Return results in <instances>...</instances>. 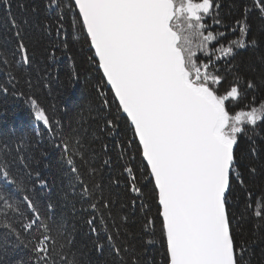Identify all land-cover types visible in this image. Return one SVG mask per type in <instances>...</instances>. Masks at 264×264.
I'll use <instances>...</instances> for the list:
<instances>
[{
    "label": "snow or ice",
    "instance_id": "obj_1",
    "mask_svg": "<svg viewBox=\"0 0 264 264\" xmlns=\"http://www.w3.org/2000/svg\"><path fill=\"white\" fill-rule=\"evenodd\" d=\"M221 6L0 0V96L26 101L40 137L0 127V264H264V218L245 234L248 205L237 212L240 194L250 198L264 177V102L230 114L250 90L264 91V0L241 4L239 37L213 59L208 44L226 34H205V21L221 24ZM73 41L91 53L95 107L70 98L75 69L58 93L70 102L46 107L41 94L63 88L58 65ZM242 49L257 75L234 63Z\"/></svg>",
    "mask_w": 264,
    "mask_h": 264
},
{
    "label": "trees",
    "instance_id": "obj_2",
    "mask_svg": "<svg viewBox=\"0 0 264 264\" xmlns=\"http://www.w3.org/2000/svg\"><path fill=\"white\" fill-rule=\"evenodd\" d=\"M219 2L222 5L219 10V18L222 20V23L215 24L213 22V17H207L205 22L208 25V28L205 30V34H207V31H212L217 36L220 32H224L226 35L223 38L210 42L208 44V52H213L214 49H219L221 45L228 46L230 41L239 37L240 33L238 29L236 31H233V29L236 28V20L243 15L241 4L250 3L251 0H219ZM249 19L252 23L250 36H258L260 22L257 18V13H251ZM3 24L4 12L0 10V25ZM196 43L197 41L193 40V47L196 46ZM90 54L91 53L85 45L76 41L72 42L71 51L67 53V55L61 56L58 65V74L60 81L63 83V88H61L60 84L54 83L51 96H48L45 99V95L41 94V100L46 107L55 105L56 108H59L61 101H64L65 103L70 102L65 101L64 97L59 96L58 93L67 89V77L73 69L80 73L81 80L73 92L69 93L70 98L73 101L90 102L92 107H95L96 97L93 85L97 83L98 74L88 63L87 57ZM197 55L200 60L206 61L208 59L207 54L204 52H198ZM215 56H219L218 51L213 52V59H215ZM69 57H71V59H69ZM215 63L221 68L226 66L224 60H215ZM234 63L240 65V71L244 76L257 75V73L253 72L250 68V65L253 64V53L251 50H240ZM232 84L233 81L231 77L222 81L219 86L221 94L228 90ZM253 96L255 97L254 104L252 103ZM261 102H264V91L253 92L250 90L246 98H243L240 103L230 105V114L241 110L248 111L252 106L259 107ZM18 106L17 99L12 98L11 96H0V111L8 112L6 118H0V127H3L4 129L15 127L18 135L23 131L25 137H31L33 141L40 139V137L34 135L33 130L30 127H27L28 122L31 119L29 117L30 113ZM94 115L95 113H90L88 105L85 104L83 118L85 120H90ZM69 117L75 118L74 113L69 112L65 118ZM40 131L42 132L43 130L41 129ZM257 132L259 133V136L257 137V144L259 145L261 141H264V131H261L258 127ZM50 140V136L44 137L41 146L46 147ZM254 163H257V166H259L260 161H254ZM250 188L251 197L249 198L246 194H240V204L237 208L238 213L245 212V204L248 205L242 225L245 234H248L254 225L258 226V221L264 218V202H262V198H264V177H258L256 181L250 185ZM256 212H260L261 216L257 217L255 215ZM254 264H257L256 260H254Z\"/></svg>",
    "mask_w": 264,
    "mask_h": 264
},
{
    "label": "bare ground",
    "instance_id": "obj_3",
    "mask_svg": "<svg viewBox=\"0 0 264 264\" xmlns=\"http://www.w3.org/2000/svg\"><path fill=\"white\" fill-rule=\"evenodd\" d=\"M17 103L19 105L18 107H22L26 112H29V107H28L26 101H24L23 99H17Z\"/></svg>",
    "mask_w": 264,
    "mask_h": 264
},
{
    "label": "rangeland",
    "instance_id": "obj_4",
    "mask_svg": "<svg viewBox=\"0 0 264 264\" xmlns=\"http://www.w3.org/2000/svg\"><path fill=\"white\" fill-rule=\"evenodd\" d=\"M254 107H258V106H254ZM236 112H233L232 115H234Z\"/></svg>",
    "mask_w": 264,
    "mask_h": 264
}]
</instances>
